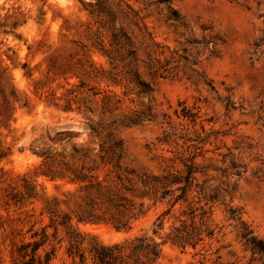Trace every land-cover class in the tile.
I'll return each mask as SVG.
<instances>
[{
    "label": "rangeland",
    "instance_id": "obj_1",
    "mask_svg": "<svg viewBox=\"0 0 264 264\" xmlns=\"http://www.w3.org/2000/svg\"><path fill=\"white\" fill-rule=\"evenodd\" d=\"M45 1L38 23L41 0H0V21L27 18L0 32V264L40 239L52 197L103 244L152 235L162 213L157 241L182 221L211 232L195 249L162 244L160 264H264L243 238L264 242V0ZM111 24L113 68L92 46ZM115 142L120 180L98 156ZM81 167L140 208L129 230L75 223L86 192L61 177ZM188 167L186 200L171 206ZM46 232L39 253L69 264L63 232Z\"/></svg>",
    "mask_w": 264,
    "mask_h": 264
},
{
    "label": "trees",
    "instance_id": "obj_2",
    "mask_svg": "<svg viewBox=\"0 0 264 264\" xmlns=\"http://www.w3.org/2000/svg\"><path fill=\"white\" fill-rule=\"evenodd\" d=\"M97 2H99V0H97ZM45 4L46 1L41 0V4L37 6L38 15L36 22L38 23L43 21L46 14V10L44 8ZM88 13L92 14L93 11L88 10ZM26 21L27 18L22 20L13 18L8 21H0V32L3 35L12 33L17 27L24 25ZM101 27L103 26H99L94 33L95 36L92 46L95 53L106 58L108 65L113 68L115 56L112 53H118V34L113 31L114 27L112 24L108 26L111 30L109 37L102 33ZM86 61L88 62L91 70H96V67L93 66L90 59L89 51L87 53ZM147 68L150 74L153 76L157 75L156 71H151V65L147 66ZM98 71L101 75L104 72L102 69H98ZM109 77L113 80L115 79L112 76ZM94 95H96V93ZM103 105L107 108V104L104 99ZM62 109L67 111L70 108L64 106ZM91 131L95 130L91 127ZM65 133L67 137L70 136V133ZM115 147H117L116 142L109 146L105 151L100 148L98 156L102 163L107 165L110 164L113 169L115 168V177L120 180V175L118 174L120 171V155L116 153ZM102 152L110 155L107 161L103 160L104 155ZM83 156L86 157L85 154ZM49 157L51 156H44L45 159ZM192 173V168L188 167L183 179L185 184L177 188V190H180V194L171 198V206L186 200L185 195L190 184L189 182L191 180ZM61 178L66 179L67 183L76 185L79 190L86 192V201L84 202V205L88 211L84 216H76V224L104 223L110 225L116 231H127L131 228V223L143 214L140 208L136 209L134 206L128 205L124 196L105 190L97 176L86 175L83 173V167H81L78 171H72V176H67L66 178L62 176ZM181 181L182 180L180 178H175V180L170 183L178 184L181 183ZM168 186L169 185H164L161 195L157 198L158 200L162 201L168 193H170L171 190L168 189ZM11 199L14 202L18 201L15 200V198ZM59 202L60 201L56 197L45 199L44 210L49 216V223L42 228L39 240L34 239L37 234L33 233L31 237L34 240L27 243H21L17 246L15 250L16 257L12 259V264H52L54 247H52L50 251H44L43 255L39 253V250L46 244L49 238V235L46 232L47 228H51L53 230L51 236L54 238L59 230L63 232V238L67 243L65 254L69 260V264H160L159 257L162 244L170 242L181 249H185L188 246L195 249L203 242L204 237L211 236V232H207V230L203 232L193 224L187 226L184 221H182L179 226L172 225L167 233L160 236L161 241H157L154 236L159 235V233L164 229L163 220L165 213H162L155 218L152 224V235H147L145 233L126 238L119 242L103 244L98 241L96 237L80 232L73 223L71 216L66 214H57L55 206L57 207ZM95 210H99L100 213H96ZM203 214L205 213L203 212ZM243 238L245 239L244 243L247 245L251 254L256 255L258 259L264 261V242L256 239L255 237L247 238L246 235H244ZM200 263L204 264L202 262ZM62 264L67 263L62 262Z\"/></svg>",
    "mask_w": 264,
    "mask_h": 264
}]
</instances>
